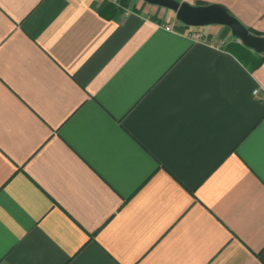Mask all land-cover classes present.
<instances>
[{
	"label": "crops",
	"instance_id": "crops-1",
	"mask_svg": "<svg viewBox=\"0 0 264 264\" xmlns=\"http://www.w3.org/2000/svg\"><path fill=\"white\" fill-rule=\"evenodd\" d=\"M178 1L264 35V0ZM242 45L144 0H0V264H264Z\"/></svg>",
	"mask_w": 264,
	"mask_h": 264
},
{
	"label": "water",
	"instance_id": "water-1",
	"mask_svg": "<svg viewBox=\"0 0 264 264\" xmlns=\"http://www.w3.org/2000/svg\"><path fill=\"white\" fill-rule=\"evenodd\" d=\"M144 1L174 10L176 19L186 26L226 25L230 28L232 35L238 38L243 45L253 49L255 52H264V35L252 33L220 4L196 5L178 0Z\"/></svg>",
	"mask_w": 264,
	"mask_h": 264
},
{
	"label": "built area",
	"instance_id": "built-area-1",
	"mask_svg": "<svg viewBox=\"0 0 264 264\" xmlns=\"http://www.w3.org/2000/svg\"><path fill=\"white\" fill-rule=\"evenodd\" d=\"M117 2V0H114ZM119 5V3H117ZM125 12H128V10H125ZM166 29H172L171 26L169 25H165ZM190 35L191 38H193L194 40H201L203 38V35L201 32L197 31V30H192L188 33ZM258 92V89H254L253 93L256 94Z\"/></svg>",
	"mask_w": 264,
	"mask_h": 264
},
{
	"label": "trees",
	"instance_id": "trees-1",
	"mask_svg": "<svg viewBox=\"0 0 264 264\" xmlns=\"http://www.w3.org/2000/svg\"><path fill=\"white\" fill-rule=\"evenodd\" d=\"M251 31V30H250ZM252 32V31H251ZM253 33V32H252ZM230 46V45H229ZM245 49H247V47H245L244 45H242ZM261 62V59L259 58V59H257V58H253V61H252V67L253 66H256V65H258L259 63Z\"/></svg>",
	"mask_w": 264,
	"mask_h": 264
},
{
	"label": "rangeland",
	"instance_id": "rangeland-1",
	"mask_svg": "<svg viewBox=\"0 0 264 264\" xmlns=\"http://www.w3.org/2000/svg\"><path fill=\"white\" fill-rule=\"evenodd\" d=\"M197 27H201V26H197Z\"/></svg>",
	"mask_w": 264,
	"mask_h": 264
}]
</instances>
